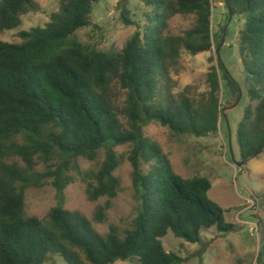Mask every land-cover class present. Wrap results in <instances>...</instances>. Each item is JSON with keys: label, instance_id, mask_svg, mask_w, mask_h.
Instances as JSON below:
<instances>
[{"label": "trees", "instance_id": "16d2710c", "mask_svg": "<svg viewBox=\"0 0 264 264\" xmlns=\"http://www.w3.org/2000/svg\"><path fill=\"white\" fill-rule=\"evenodd\" d=\"M139 1L151 9L149 24L133 23L123 4L121 21L136 31L119 51L74 38L93 25L99 0H63L45 27L20 35L21 43L0 40V264H46L50 256L68 264H183L163 246L169 232L198 244L203 230H234L225 210L208 198L210 179L179 176L161 146L144 133L157 122L179 136L217 135L226 115L220 102L222 77L227 104L239 101L241 89L218 53L217 66L207 74L206 99L196 102L173 93L171 69L182 51L196 56L213 50V2L220 0ZM223 2L228 18L244 21L239 54L248 97L256 103L246 108L236 134L246 160L264 147V0ZM39 9L34 0H0V34L18 28L24 15ZM178 15L194 17V27L182 35L168 34ZM128 144L138 215L123 235L112 226L103 237L84 215L65 209V190L72 182L67 173L74 169L82 175L91 202L115 199L120 189L116 148ZM101 152L100 168L81 174L78 159L96 161ZM16 157L25 169L7 162ZM37 158L55 167L35 176ZM47 178H53L56 206L43 221L27 215L25 191ZM104 218L100 208L96 221Z\"/></svg>", "mask_w": 264, "mask_h": 264}, {"label": "rangeland", "instance_id": "374dc122", "mask_svg": "<svg viewBox=\"0 0 264 264\" xmlns=\"http://www.w3.org/2000/svg\"><path fill=\"white\" fill-rule=\"evenodd\" d=\"M40 9L23 16L22 24L11 31L0 34V40L9 43H21L20 35L37 27H45L51 15L58 12L63 0H34ZM127 4L133 23L145 28L148 23L146 14L151 9L139 0H99L92 13L93 25L76 32L74 38L106 52L123 49L136 31V26H126L121 21L120 7ZM212 33L214 48L193 56L182 51L178 63L172 66L174 80L173 93L176 97L186 95L196 102L206 99L210 88L207 74L212 66H217V54L230 77L239 85L242 96L235 106L227 104L229 93L222 77L223 91L220 102L227 116L220 118V130L217 135L197 138L191 135H176L169 128L157 122L149 123L144 128L145 136L158 143L169 157L174 171L184 179L203 176L210 179L212 188L208 198L225 210V220L234 225L229 233H220L215 228L202 231V242L192 244L176 238L169 232L162 239L165 250L184 259L183 264H264V151L243 163L236 140L237 129L246 108L251 104L248 97V84L239 54V33L244 21L238 17L228 18V11L223 0L213 2ZM168 34L182 35L195 25L192 16H175L169 23ZM220 44L219 51L216 47ZM211 60V61H210ZM230 108V109H227ZM231 133V135H230ZM131 145L116 148L120 166L115 176L120 181V189L115 199L101 198L96 202L88 199L87 183L82 175L71 169L67 175L72 182L65 190V209L79 212L94 223L97 231L106 237L110 228L116 227L120 235L133 227L138 215L139 201L133 187L132 166L129 161ZM235 161L233 160V156ZM104 160L101 152L96 161L79 158L77 165L81 174L89 170L97 171ZM9 164H16L25 169L20 158H9ZM52 165L36 159L33 174L40 176ZM53 168L55 166H52ZM145 169L147 167H144ZM53 178L42 180L35 187L25 191L26 213L29 217L48 220L52 208L56 206V190ZM100 208L104 209L105 218L96 221ZM263 254L262 261H258ZM46 264H68L59 256H50ZM115 264H131L117 261Z\"/></svg>", "mask_w": 264, "mask_h": 264}, {"label": "water", "instance_id": "95a60500", "mask_svg": "<svg viewBox=\"0 0 264 264\" xmlns=\"http://www.w3.org/2000/svg\"><path fill=\"white\" fill-rule=\"evenodd\" d=\"M231 18H232V16H230V19H231ZM218 51H219V49H218ZM241 96H242V92L240 93V98H241ZM239 100H240V99H239ZM238 102H239V101H237L235 105H237ZM235 105H234V106H235ZM232 107H233V106H232ZM227 109H230V108H227ZM224 118H225V120H226V122H227V124H228L227 116L224 115ZM230 135H231V133H230ZM262 151H264V147H263L261 150H259L255 155H253L252 157H250V158L244 160L243 163H238V162H236V161H235V158H234V155H232V156H233V160L236 162L237 166L242 167V166H243V165H244L249 159H252L254 156L258 155V154L261 153Z\"/></svg>", "mask_w": 264, "mask_h": 264}]
</instances>
